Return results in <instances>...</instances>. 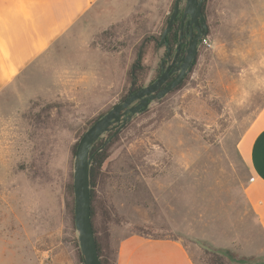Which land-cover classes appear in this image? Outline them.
Masks as SVG:
<instances>
[{
    "label": "rangeland",
    "instance_id": "obj_1",
    "mask_svg": "<svg viewBox=\"0 0 264 264\" xmlns=\"http://www.w3.org/2000/svg\"><path fill=\"white\" fill-rule=\"evenodd\" d=\"M203 2L209 46L199 42L182 83L103 136L107 157L91 191L107 264L134 233L180 236L205 264L214 255L224 264H264V234L245 202L249 173L237 151L264 105V0ZM173 3L102 0L76 30L73 43H85L87 58L100 46L112 54L104 71L117 84L104 85L112 92L101 101L89 83L66 92L63 69L54 67L35 68L0 92V264H83L69 192L73 147L127 93L140 53V85L159 75Z\"/></svg>",
    "mask_w": 264,
    "mask_h": 264
},
{
    "label": "crops",
    "instance_id": "obj_2",
    "mask_svg": "<svg viewBox=\"0 0 264 264\" xmlns=\"http://www.w3.org/2000/svg\"><path fill=\"white\" fill-rule=\"evenodd\" d=\"M101 2L0 0V92L35 68L54 67L63 69L66 92L84 89L89 83L98 92V101L104 98V92L111 93L112 87L106 91L103 88L105 84H117L110 79L112 74L110 80L105 77L112 54L100 46L94 47L95 55L87 58L85 43H73L76 30ZM60 52L66 53V59L50 60ZM237 151L249 173L243 190L245 202L264 234V105L240 138ZM189 244L180 236L134 233L118 242L115 264H205Z\"/></svg>",
    "mask_w": 264,
    "mask_h": 264
},
{
    "label": "water",
    "instance_id": "obj_3",
    "mask_svg": "<svg viewBox=\"0 0 264 264\" xmlns=\"http://www.w3.org/2000/svg\"><path fill=\"white\" fill-rule=\"evenodd\" d=\"M182 1L184 4L181 21L184 22L188 18L186 21L188 26H197L200 23L205 30L204 32L199 31L190 38L186 56L182 59L177 76L164 88L158 90L174 71V69L169 71L171 68L169 65L166 71L161 73L152 83L114 104L104 115L94 120L82 133L76 144L72 173L73 223L77 232L78 247L83 264H100L90 214L89 168L93 158V154L90 153L92 146L98 138L112 129H114L113 135L116 134L134 115L147 109L151 101L160 100L176 89L190 72L196 59L198 43L206 33V19L202 10L203 0H174L172 11L159 39V46L165 47L166 56L170 51L165 39L179 15Z\"/></svg>",
    "mask_w": 264,
    "mask_h": 264
},
{
    "label": "trees",
    "instance_id": "obj_4",
    "mask_svg": "<svg viewBox=\"0 0 264 264\" xmlns=\"http://www.w3.org/2000/svg\"><path fill=\"white\" fill-rule=\"evenodd\" d=\"M204 4L205 3L203 2L202 10L204 9ZM181 13H182V8L180 9L179 15L176 18L177 25L176 26L173 25L171 31L169 32V34L167 35V37L165 39L166 43L168 44V48H169V50L172 53L175 51V49H176V47L178 45V33H177V29H178V21H179V18L181 17ZM167 21H168V19H167ZM167 21H166V23H167ZM140 56H141V53L137 56V60L138 61L136 63H134L130 67V69L128 71L127 77H128V82H129V89H128L127 93L121 97L120 101L124 100L130 94H132V93L140 90L141 88L145 87V86L140 85V82H141V78L140 77H141V71H142V69L139 66V64H140L139 57ZM152 82H150V83H152ZM102 115H104V114L99 115L94 120H96L97 118L101 117ZM113 133H114V131H110L108 133H105V136L110 137L111 135H113ZM103 136H104V134L100 138H98V140L94 143V145L92 146V148L90 150V153L93 154V158H92V161H91V164H90V168H89V186H90V197H91V208H90L91 222H92L93 213H94L93 205H92V198H93V196H92L91 186H93V182H94V179H95L96 171L97 172L99 171L102 163L105 161V159L107 157V146L102 147L103 144L105 143V138ZM75 147H76V144L73 147V152H74V148ZM71 191H72L71 190V184H69V192L71 193ZM92 226H93L94 236H95V239H96V245H97V250H98L100 264H107V261L105 259H103V257H102L101 248H100V245H99V240H98V237H97L96 230L94 228L93 222H92ZM214 256L215 257H213V259L212 258H209V263L210 264H224L223 261H222V259L220 258L222 256H220V257L218 255H214Z\"/></svg>",
    "mask_w": 264,
    "mask_h": 264
},
{
    "label": "flooded vegetation",
    "instance_id": "obj_5",
    "mask_svg": "<svg viewBox=\"0 0 264 264\" xmlns=\"http://www.w3.org/2000/svg\"><path fill=\"white\" fill-rule=\"evenodd\" d=\"M187 19L184 22H182L181 17L179 18L178 29H177L178 45L175 51L172 53L169 50L170 53L166 56V50H165L164 58L162 59L160 63V74L159 75H161V73L166 71V68L169 65H171V68L169 69V71H171L172 69H174V71L170 74L166 82L162 86H160L158 90L164 88L179 73L180 71L179 67L182 64V59L186 56V51L188 49V43H189L190 38L193 37L199 31L204 32L205 30L204 27L200 23H198L197 26L195 25L188 26L186 24ZM174 25L175 26L177 25V20L175 21ZM111 131H114V129H112Z\"/></svg>",
    "mask_w": 264,
    "mask_h": 264
},
{
    "label": "built area",
    "instance_id": "obj_6",
    "mask_svg": "<svg viewBox=\"0 0 264 264\" xmlns=\"http://www.w3.org/2000/svg\"><path fill=\"white\" fill-rule=\"evenodd\" d=\"M200 43L209 46V43L207 42V39L205 37H203V36L201 37Z\"/></svg>",
    "mask_w": 264,
    "mask_h": 264
}]
</instances>
